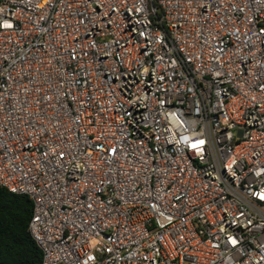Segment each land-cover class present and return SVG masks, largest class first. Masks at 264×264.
<instances>
[{
  "label": "built area",
  "instance_id": "built-area-1",
  "mask_svg": "<svg viewBox=\"0 0 264 264\" xmlns=\"http://www.w3.org/2000/svg\"><path fill=\"white\" fill-rule=\"evenodd\" d=\"M0 188L42 264H264V0H0Z\"/></svg>",
  "mask_w": 264,
  "mask_h": 264
},
{
  "label": "trees",
  "instance_id": "trees-1",
  "mask_svg": "<svg viewBox=\"0 0 264 264\" xmlns=\"http://www.w3.org/2000/svg\"><path fill=\"white\" fill-rule=\"evenodd\" d=\"M33 201L0 188V264H42L43 253L29 224Z\"/></svg>",
  "mask_w": 264,
  "mask_h": 264
},
{
  "label": "snow or ice",
  "instance_id": "snow-or-ice-1",
  "mask_svg": "<svg viewBox=\"0 0 264 264\" xmlns=\"http://www.w3.org/2000/svg\"><path fill=\"white\" fill-rule=\"evenodd\" d=\"M10 26V25H9ZM262 198H264V197H262Z\"/></svg>",
  "mask_w": 264,
  "mask_h": 264
}]
</instances>
